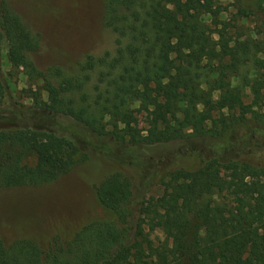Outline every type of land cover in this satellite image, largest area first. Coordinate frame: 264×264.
<instances>
[{
  "label": "trees",
  "instance_id": "trees-1",
  "mask_svg": "<svg viewBox=\"0 0 264 264\" xmlns=\"http://www.w3.org/2000/svg\"><path fill=\"white\" fill-rule=\"evenodd\" d=\"M217 3L105 0L115 49L70 76L34 66L38 36L0 0V189L54 183L93 156L118 166L95 188L111 221L45 246L0 238V264H264V166L249 158L262 132L254 108L264 53L251 39L230 46L206 25ZM238 13L264 39V0ZM173 58L180 76L167 69ZM18 75L31 83L30 106L15 98ZM150 109L142 135L133 119ZM157 186L161 195L148 199Z\"/></svg>",
  "mask_w": 264,
  "mask_h": 264
},
{
  "label": "rangeland",
  "instance_id": "rangeland-1",
  "mask_svg": "<svg viewBox=\"0 0 264 264\" xmlns=\"http://www.w3.org/2000/svg\"><path fill=\"white\" fill-rule=\"evenodd\" d=\"M10 10L21 22L38 36V50L30 55L34 66L44 71L50 67L60 68L66 75L76 76L79 65L88 57H99L115 49V35L105 26V0H7ZM258 0H218L217 17L205 16L204 22L212 31H224L230 46L251 39L258 45V57L264 53V39L258 34L254 18H241L238 9L253 8ZM214 40L218 39L215 34ZM7 46L4 44L1 65L4 73L10 68L7 63ZM167 69L181 74L179 62L173 58ZM242 73H246L243 70ZM40 85V84H38ZM15 98L24 105L32 104L29 99L31 83L18 75L12 80ZM32 89H36L33 86ZM42 93V98L45 99ZM261 102L254 108L259 122L253 121L262 131L255 138V147L249 158L253 163L264 166V88ZM252 101L248 90L243 98ZM165 111V109H164ZM153 109L135 114L133 127L142 135L154 120ZM248 118L252 120V116ZM209 128L216 130L214 121ZM118 170L113 162L93 156L77 163L66 175L57 181L37 187L0 189V238L6 246L31 241L45 246L54 239L69 241L83 227L91 223L108 222L113 219L111 211L98 201L95 188L106 177ZM162 187H155L148 199L161 195ZM154 239L164 240L160 231L152 234Z\"/></svg>",
  "mask_w": 264,
  "mask_h": 264
}]
</instances>
